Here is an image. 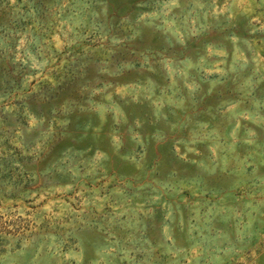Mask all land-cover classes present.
I'll list each match as a JSON object with an SVG mask.
<instances>
[{"label":"rangeland","instance_id":"obj_1","mask_svg":"<svg viewBox=\"0 0 264 264\" xmlns=\"http://www.w3.org/2000/svg\"><path fill=\"white\" fill-rule=\"evenodd\" d=\"M0 264H264V0H0Z\"/></svg>","mask_w":264,"mask_h":264}]
</instances>
